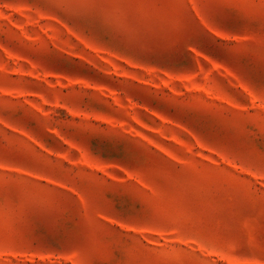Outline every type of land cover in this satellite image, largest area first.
Instances as JSON below:
<instances>
[{
  "label": "rangeland",
  "instance_id": "rangeland-1",
  "mask_svg": "<svg viewBox=\"0 0 264 264\" xmlns=\"http://www.w3.org/2000/svg\"><path fill=\"white\" fill-rule=\"evenodd\" d=\"M0 0V264H264V0Z\"/></svg>",
  "mask_w": 264,
  "mask_h": 264
},
{
  "label": "snow or ice",
  "instance_id": "snow-or-ice-1",
  "mask_svg": "<svg viewBox=\"0 0 264 264\" xmlns=\"http://www.w3.org/2000/svg\"><path fill=\"white\" fill-rule=\"evenodd\" d=\"M218 6L221 8H228L230 7V4L228 3V0H218Z\"/></svg>",
  "mask_w": 264,
  "mask_h": 264
}]
</instances>
